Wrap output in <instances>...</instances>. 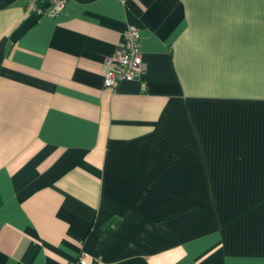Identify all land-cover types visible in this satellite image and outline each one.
I'll use <instances>...</instances> for the list:
<instances>
[{
  "label": "crops",
  "instance_id": "crops-1",
  "mask_svg": "<svg viewBox=\"0 0 264 264\" xmlns=\"http://www.w3.org/2000/svg\"><path fill=\"white\" fill-rule=\"evenodd\" d=\"M0 0V264H264V0ZM138 28L143 69L104 86Z\"/></svg>",
  "mask_w": 264,
  "mask_h": 264
},
{
  "label": "built area",
  "instance_id": "built-area-1",
  "mask_svg": "<svg viewBox=\"0 0 264 264\" xmlns=\"http://www.w3.org/2000/svg\"><path fill=\"white\" fill-rule=\"evenodd\" d=\"M68 0H28L27 9L37 15L56 17ZM103 83L105 87L115 88L123 81H132L139 77L143 69L140 47V35L135 25L129 24L122 33L115 51L104 58ZM85 254L69 264H85Z\"/></svg>",
  "mask_w": 264,
  "mask_h": 264
}]
</instances>
